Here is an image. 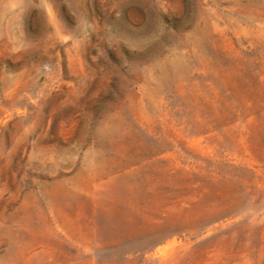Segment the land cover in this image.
<instances>
[{"label": "rangeland", "instance_id": "1", "mask_svg": "<svg viewBox=\"0 0 264 264\" xmlns=\"http://www.w3.org/2000/svg\"><path fill=\"white\" fill-rule=\"evenodd\" d=\"M0 264H264V0H0Z\"/></svg>", "mask_w": 264, "mask_h": 264}]
</instances>
